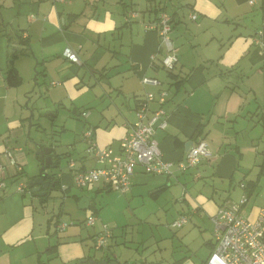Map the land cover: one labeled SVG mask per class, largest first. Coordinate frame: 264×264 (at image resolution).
<instances>
[{
    "label": "crops",
    "instance_id": "crops-1",
    "mask_svg": "<svg viewBox=\"0 0 264 264\" xmlns=\"http://www.w3.org/2000/svg\"><path fill=\"white\" fill-rule=\"evenodd\" d=\"M161 12L174 26L178 62L170 71L162 65L167 50L159 33L145 28ZM259 29L264 0H0V264H204L215 248L212 218L221 206L238 204L241 194L248 197L246 216L254 218L264 206L252 202L264 195V51L254 40ZM66 48L79 62L63 56ZM144 76L161 84L145 85ZM161 89L168 98L164 104L152 101L148 116L165 111L166 126L162 119L154 122L155 138L173 173L154 174L138 165L128 191L105 182L75 187V171L98 166L87 154L86 130H93L100 146L120 153L139 102L148 91L158 98ZM43 116H63V122L72 116L78 123L79 131L61 125L58 140L31 143L39 165L37 144L62 156L54 158L59 164L67 159L57 186L66 196L79 190L70 195L78 204L89 197L80 212L67 207L66 199L48 218L47 198L28 185L38 172L21 180L32 159L26 133L37 128L39 137ZM199 139L212 155L182 171L179 162ZM6 149L21 172L8 163ZM19 183L27 187L18 191ZM106 192L115 199L98 207L93 194ZM117 201L123 205L118 214ZM93 213L97 220L89 225ZM183 216L188 221L173 227ZM61 222L68 225L58 229ZM104 223L114 226L111 245L95 250Z\"/></svg>",
    "mask_w": 264,
    "mask_h": 264
},
{
    "label": "built area",
    "instance_id": "built-area-1",
    "mask_svg": "<svg viewBox=\"0 0 264 264\" xmlns=\"http://www.w3.org/2000/svg\"><path fill=\"white\" fill-rule=\"evenodd\" d=\"M131 18L137 16L136 12L130 13ZM192 19L198 20V14L192 13ZM172 17L166 12H161L158 18L145 24L146 30H155L159 33L162 44L167 50V54L162 59V65L167 70H173L178 62L176 47L171 38L173 31ZM254 40L256 45L264 51V29H259ZM63 56L70 61L79 62L78 56L70 48L63 51ZM145 85H160L161 81L155 76H144ZM168 91L159 90L158 98L155 92L148 91L137 109V120L129 125L127 134L120 141V153H115L111 146H100L94 139L93 130H86L87 154L92 156L98 166L78 170L73 175V185L78 188H86L98 182H105L110 187L122 191H128L132 184V177L135 174V167L142 165L147 172L154 174H172V162L163 158L159 142L155 138L154 122L162 119L161 126H166L164 118L165 111L161 108L154 112V116H148L152 101L158 99L164 104L168 98ZM87 115V112H83ZM8 163L15 166L21 172L22 168L17 164L11 151L6 149ZM212 155L208 142L205 139L197 140L187 151L185 158L179 162V168L186 171L199 165V163ZM74 162L70 161L69 166L74 167ZM2 166L0 165V169ZM244 187L245 184L242 183ZM5 187V183L0 181V189ZM27 187L24 183H19L18 191H23ZM65 185L61 188L64 190ZM248 197L243 195L238 204L221 206L213 216L215 248L204 262V264H264V206L259 208L254 218L246 216L242 211V206L247 202ZM97 220L95 213L86 218V223L94 225ZM188 221V216L174 221L172 226L179 228ZM67 222L57 225L58 229L67 226ZM113 227L104 223L101 231L94 237L95 250L108 249L113 238Z\"/></svg>",
    "mask_w": 264,
    "mask_h": 264
},
{
    "label": "rangeland",
    "instance_id": "rangeland-1",
    "mask_svg": "<svg viewBox=\"0 0 264 264\" xmlns=\"http://www.w3.org/2000/svg\"><path fill=\"white\" fill-rule=\"evenodd\" d=\"M26 101H27V99H26ZM73 118L74 117L71 116V118H67L66 119V122H63V116L59 117L56 121L51 120L50 117L43 116V117L39 118V129H38V132H39L40 136L38 137L37 134L35 133L37 128H32L31 133H29V132L26 133L25 141H26L27 145H31L32 146V152H30V154H29V155L32 156V159H31V163L25 167V170H26L27 173L24 174L23 177L21 178L22 181L28 180V178L31 177L32 174L38 172L39 167H40L39 162L36 161L34 159V157H33V151H35V149H34V145L31 142L33 140L34 141L40 140L43 143L47 144L48 142H53L55 139L58 140L59 139L58 131L62 127L61 125H64V123H66L65 124L66 127H71L72 126L74 131H79L80 130L79 126L76 125L78 123H76L73 120ZM53 126L55 127L54 131H53ZM32 138H34V139H32ZM36 139H38V140H36ZM26 152H27V150H26ZM27 155H28V152H27ZM66 165H67V159L66 158H62L60 160L59 166L54 170L55 174L57 175L59 172H61V169L63 167H66ZM257 169H258L257 166L252 167L251 172H250V177H253V175L255 174ZM262 186H264V179L262 181ZM260 189H261V186H260ZM78 191L79 190L73 189L72 191L68 192V196H66L67 194L65 192H63L60 189V187H57L56 189H53L50 192V195L47 197V202L43 205L45 207V210L47 211V217L48 218L50 217L49 213H51L52 211H53V214L57 213L59 211V207H61V204H63V200H66V199H68L66 201L67 202V207H70L69 206V203H70L71 207H73L75 210H78L80 212L81 210L79 209L78 202H75L74 200L70 201V199L72 198V197H70L71 193L72 192H78ZM238 192L239 191L237 190L236 193H238ZM113 195H115L113 192H111V193L110 192H106V193L93 194V202L98 207H102L103 205L108 203V201H111V198L115 199V197H113ZM241 195L237 199H235V200H237L236 203L240 202ZM257 196L258 195L254 196V198L252 199V202H256V204H258V205L259 204L260 205H264V195H261V193H260V197H257ZM169 206L172 207V203L171 202L169 203ZM114 207H115L114 211H116L117 214H118V211L123 208V205H122V203L117 201L115 203ZM125 209L128 210V212H130V210L132 208H129V206L125 203ZM246 214L249 215L248 212ZM168 218L169 217H167V219ZM70 219H72V218L68 214H65V215L63 214V220L64 221H69L70 222ZM159 223H162V224L166 225L167 220L162 218ZM110 225L112 227H114L112 224H110Z\"/></svg>",
    "mask_w": 264,
    "mask_h": 264
},
{
    "label": "water",
    "instance_id": "water-1",
    "mask_svg": "<svg viewBox=\"0 0 264 264\" xmlns=\"http://www.w3.org/2000/svg\"><path fill=\"white\" fill-rule=\"evenodd\" d=\"M191 144V142H190ZM36 155L39 156L40 167L36 176L32 177L28 185L30 187V192L36 193L37 196H45L46 198L50 195L53 189L57 188L58 179L54 170L59 166V160H54L57 156L53 154V148L49 145L37 144ZM90 203L89 197H83L80 202V208H86ZM91 263L98 264L97 261L92 260ZM102 264H119L118 262H107L103 261ZM139 264V263H138Z\"/></svg>",
    "mask_w": 264,
    "mask_h": 264
},
{
    "label": "trees",
    "instance_id": "trees-1",
    "mask_svg": "<svg viewBox=\"0 0 264 264\" xmlns=\"http://www.w3.org/2000/svg\"><path fill=\"white\" fill-rule=\"evenodd\" d=\"M36 72H37V70H36ZM58 182H59V181H58ZM58 182H57V185H58ZM57 185H56V186H57ZM57 187H58V186H57ZM44 199H45V197H44Z\"/></svg>",
    "mask_w": 264,
    "mask_h": 264
}]
</instances>
